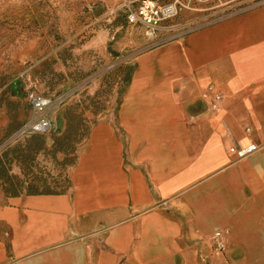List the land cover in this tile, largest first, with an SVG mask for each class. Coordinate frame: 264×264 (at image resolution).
Listing matches in <instances>:
<instances>
[{
  "label": "crops",
  "instance_id": "crops-1",
  "mask_svg": "<svg viewBox=\"0 0 264 264\" xmlns=\"http://www.w3.org/2000/svg\"><path fill=\"white\" fill-rule=\"evenodd\" d=\"M251 142H264V2L140 52L68 190L0 187V264H264V152L228 150Z\"/></svg>",
  "mask_w": 264,
  "mask_h": 264
},
{
  "label": "rangeland",
  "instance_id": "rangeland-1",
  "mask_svg": "<svg viewBox=\"0 0 264 264\" xmlns=\"http://www.w3.org/2000/svg\"><path fill=\"white\" fill-rule=\"evenodd\" d=\"M122 2L0 0V145L31 113L25 95H15V89H34L53 96L65 93L55 113L56 124L65 113H77L84 126L85 136L69 154L74 162L94 122L116 121L127 70L133 69L140 52L156 44L144 40L128 25L123 12H110ZM262 2L179 0L175 21L185 27L184 33ZM53 134H41L45 149L28 161L66 184L71 165L62 163L64 153L47 152ZM31 137L13 141L0 150L25 145ZM6 163L10 172L22 175L20 158L8 155ZM27 177H31L30 172Z\"/></svg>",
  "mask_w": 264,
  "mask_h": 264
},
{
  "label": "built area",
  "instance_id": "built-area-1",
  "mask_svg": "<svg viewBox=\"0 0 264 264\" xmlns=\"http://www.w3.org/2000/svg\"><path fill=\"white\" fill-rule=\"evenodd\" d=\"M117 11L123 12L126 23L135 28L144 40L156 43L155 45L181 36L185 30V27L175 21L179 12V0H123L110 9L111 13ZM211 93L212 89L208 87L203 97ZM211 95H213L211 105L215 106V101L220 99V95L215 92ZM65 97V93L53 96L27 89L26 99L30 104L31 113L0 145V149L33 133L55 132L57 130L55 113ZM228 150L240 158L254 151L264 152V142H251L243 146L230 145ZM213 236L216 238L215 247L220 249L223 246L222 241L218 239L220 232L216 231Z\"/></svg>",
  "mask_w": 264,
  "mask_h": 264
},
{
  "label": "trees",
  "instance_id": "trees-1",
  "mask_svg": "<svg viewBox=\"0 0 264 264\" xmlns=\"http://www.w3.org/2000/svg\"><path fill=\"white\" fill-rule=\"evenodd\" d=\"M131 72L132 69L129 68L124 77L126 86L130 81ZM14 93L18 96L25 95L26 98V91H20L19 89H15ZM40 93L48 94L45 92ZM28 105L30 107V104ZM22 122H20L19 125ZM57 123V130L52 136V144L51 147L47 150V152L53 154L54 152L60 151L64 153L62 163L73 165L75 163V160H73L72 157H69V154L75 152L77 143H79L85 136L82 117L80 114L77 113H65L64 116L58 119ZM41 134L42 133H33L16 140H23L26 137L32 136L31 139L29 138L30 140H27L28 142H26L25 145H15L12 147L8 146L9 148L0 150V187L4 190L5 193L11 195H16L21 192L59 193L65 192L69 189L70 179L67 181L66 184H62L59 180H55L53 175L50 174L47 170H45L44 168H37L34 166V164H30V162L28 161H32L35 153L39 152L41 149H45V147L43 146L44 139ZM87 134L88 131L86 132V136ZM8 155H10L12 158H20L22 175H17L15 173L10 172L9 165L6 163ZM34 168L36 169V171L32 173V169ZM29 172L31 176L30 178L27 177ZM48 178L51 179L48 180Z\"/></svg>",
  "mask_w": 264,
  "mask_h": 264
}]
</instances>
